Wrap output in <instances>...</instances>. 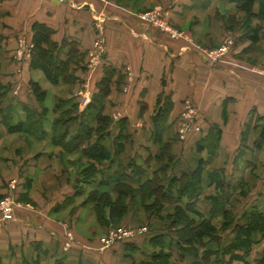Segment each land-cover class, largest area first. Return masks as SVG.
I'll use <instances>...</instances> for the list:
<instances>
[{
	"label": "crops",
	"instance_id": "crops-1",
	"mask_svg": "<svg viewBox=\"0 0 264 264\" xmlns=\"http://www.w3.org/2000/svg\"><path fill=\"white\" fill-rule=\"evenodd\" d=\"M153 6L162 7L168 19L185 29L194 43L169 39L156 27L130 13ZM257 7L256 4L254 10ZM240 14L244 12L236 10L230 0H0V83L9 87L0 108L16 102L31 106L33 96L25 82L29 79V70L37 69L29 68L28 54L19 58L16 51L21 41L26 46L32 44L33 22L45 23L53 29L51 40L61 46L59 58L68 61V73L82 79L81 85L75 79L71 83L45 86V89L50 91V88L65 86L68 96L77 97L79 103L86 106L104 66H112L122 75L119 81L118 73L113 76L105 112L116 116V120L125 117L130 135L119 139L122 145L119 152H116L112 136L104 139L114 161L109 164L105 160L100 166L110 165V173H113L118 163L127 164L133 159L145 168L146 176L157 169L159 162L155 160V153L147 152L144 145L152 138L157 103L161 105L159 101L169 96L172 108L164 121L165 130L160 139L170 143V151L177 147L176 144H185V140L196 136L195 131L183 133V128L204 131L212 125L220 127L216 150L218 168L226 166L223 162L229 154L232 165L236 166L234 173L240 171L239 162L246 161L248 172L252 169L258 172L259 186L252 190L259 193L263 188L257 203L264 206V144L260 148L253 146L257 134L252 131L247 134L243 153L239 154L236 149L243 144L242 132L250 117L253 123L257 115L264 116V79L249 67L256 66L257 58L264 56V22L258 42L247 48L249 41L238 38L228 60H212L200 47L216 46L223 36H231L242 23L238 19ZM252 19V24L258 23L257 19ZM231 22H237L234 30L228 27ZM236 35H240L239 32ZM98 37L103 39L105 52L95 60L92 48ZM15 110L14 120L24 118L21 106H16ZM17 133L7 132L0 112V152L8 149L4 143L6 137ZM33 139L51 144L49 137ZM60 151V146L37 150L28 155L29 160L24 165L23 162L17 164L13 155H0V183L21 167L28 176L36 169L53 167L63 173L66 168ZM181 163L176 162L177 170ZM109 186L112 197H116L113 185ZM74 192L75 188L69 185L51 202L42 205V211L17 209L9 219L0 215L1 264H34L35 261L37 264H143L152 251L148 246L157 248L152 242L157 238H153L155 235L160 234L165 241L174 235L169 228L152 227L143 232L136 229L131 236L109 247L94 243L75 230L81 220L92 216H69L68 226L51 216L71 208L75 197L68 203L64 200ZM87 209L88 213L94 212V205L88 203ZM111 217L108 218L112 224L116 219L114 215ZM130 223L137 225L133 220ZM92 230L94 227L87 233Z\"/></svg>",
	"mask_w": 264,
	"mask_h": 264
},
{
	"label": "trees",
	"instance_id": "trees-1",
	"mask_svg": "<svg viewBox=\"0 0 264 264\" xmlns=\"http://www.w3.org/2000/svg\"><path fill=\"white\" fill-rule=\"evenodd\" d=\"M230 1L236 10L242 11L246 15L245 21H242L238 27L240 35L231 36L235 43L238 38H246L249 41L247 48H252L260 38L261 23L264 22V0ZM256 4L258 7L254 10ZM250 18L257 19L258 23L252 24L249 21ZM234 23L231 22V25L228 26L230 30H234ZM52 32L53 29L45 23L39 21L32 23L31 42L33 47L28 66L32 70L37 69L43 72L52 85L74 82L76 77L74 74L68 73V61L59 58L61 46L51 40ZM116 73H118L117 80L119 81L122 78L120 72L112 66H104L103 74L96 83L90 102L81 110L74 96L67 99L58 97L49 110V107L44 105L47 91L42 89L37 81L31 80L28 88L33 96L34 104L30 106L27 103L16 102L9 104L5 109L0 108L1 122L8 133H25L38 140L49 137L51 144L60 146L62 152L78 151L88 159L87 167L81 169V174L84 176L78 178L80 181L78 185H74V195L64 200L67 203L73 197L82 195L86 187L90 186L94 192L98 187L104 185H113V190L116 193L115 203L129 194L140 193L142 197H144L143 193L145 192L154 194L153 202H148V208L154 212L161 209L162 202L165 200L182 202L185 199L180 208L195 213L200 219L198 221L195 217L184 219L179 216L178 212L177 215L174 213L176 216L172 218V223L178 227L173 229L174 231L171 230L174 233L173 237L165 241L160 234L155 235L153 238H157L152 242L159 249L152 250L143 264H177V261L172 259L175 257L174 252L179 258L185 252L197 254V248H202L205 244L204 237H210L216 232V227L211 220L218 216L223 220L220 225L221 229L233 223V237L227 245L213 251L214 258L211 264H251L249 260L251 250L264 239V210L253 205L241 214L239 220L233 221V216L226 206V199L213 195L211 198L214 203L209 210V217H204L198 211L196 201L200 196V188L203 184L206 159L198 158L195 166L186 173L166 175V182H163V178L159 174L160 171H165V166L155 170L152 176H146L145 168L141 164H136L133 159H130L127 164L118 163L113 173H110V165L107 167L100 166L105 160H108L109 164L114 161L110 151L103 143L104 139L112 136L115 139L116 152H119L122 149V145L118 142L119 139L130 135L127 131V119L125 117L112 120L110 115L105 112V99L110 92L113 76ZM8 88V86L0 84V102ZM160 98L161 96L158 97V101ZM159 102L161 105L157 103L154 116V123H156L152 131L153 139L156 140H160L165 130L164 121L172 108V101L169 96ZM16 106L22 107L24 118L20 117L19 120L13 122ZM48 110L55 114L54 117L49 118ZM251 120L250 117L242 132L243 147H241L239 154L243 153L247 134L252 131L257 134L253 146L260 148L264 144V116L257 115L253 123ZM218 129L217 127V131ZM218 138L217 135L216 143ZM164 145L167 146L166 143ZM198 150H201V147H198ZM207 178L208 183L218 188L224 184L222 177L217 172L208 174ZM26 187L29 188V185ZM22 196H24L21 198L22 200H28L27 194ZM107 203L109 202H107L106 196L100 197L93 204L94 211ZM101 216L103 217V214ZM111 245L112 243L106 247ZM208 254L209 251H205L204 257ZM34 264H37V261ZM258 264H264V254L258 259Z\"/></svg>",
	"mask_w": 264,
	"mask_h": 264
},
{
	"label": "rangeland",
	"instance_id": "rangeland-1",
	"mask_svg": "<svg viewBox=\"0 0 264 264\" xmlns=\"http://www.w3.org/2000/svg\"><path fill=\"white\" fill-rule=\"evenodd\" d=\"M228 7L230 8V6ZM229 8H227L226 10L228 11ZM155 11L163 12V8L160 6H153L148 7L144 10L132 12L130 11V13L140 21L144 22L141 19V15L153 14V12ZM238 19L245 21L246 15L240 14ZM249 21L253 23L254 19L250 18ZM170 22L171 27L178 32L174 38L170 36L173 32L172 30L168 29L166 31L160 27L157 29L164 33L169 39L191 40L193 42L194 39L186 32L185 29L181 28L172 21ZM235 23L237 24V22ZM148 25L151 26L150 24ZM238 32L240 33V31L237 30L232 34L236 35L238 34ZM228 36L233 38L230 35ZM225 37L227 36H223V38L216 46L202 44V46H200V43L198 42L196 44L210 52H213V50H215L219 46L225 45L226 47H228L227 52L224 53V55L217 56L221 57V59L223 60H228L229 55L232 54L231 51L233 46L235 45V41L233 42V44H229L228 41L224 40ZM32 47L30 49H27L28 51H26L25 56L27 54L31 56ZM214 56H216V54H214ZM257 59L258 60H256V66L254 65L253 67H249H251V70L253 69L255 73L262 76L264 79V56L261 57V59ZM29 71V79L25 82V87H28L29 81L31 80L37 81L42 89H45V86L51 87L52 84L46 78L43 72H41L40 70ZM28 76L26 75L24 79H27ZM76 79L81 85L82 79L79 77H76ZM5 85L7 86V84H4V86ZM45 90L47 91V95L44 101V105L49 107V110L52 108L51 106L56 102L58 97H61L63 99H67L70 97L67 94L65 86L61 88H50V91L48 89ZM91 95L92 93L89 95V99H91ZM76 100L78 101L79 109H83L85 106L84 103L80 104L77 97ZM107 102V99H105V106L107 105ZM33 104L34 103L32 101L31 105ZM67 105L68 103L66 104V106ZM54 115V113L49 111V118L54 117ZM110 117L112 118V120H116L117 118L112 114L110 115ZM16 121L17 119L14 120V122ZM190 131H195L197 133L196 136L190 138V140L188 141L185 140V144H176L177 147L174 148L172 152L169 149V142H165L167 144V146H165L164 142L161 139H153V135L152 138L148 140L149 143L144 145V148L146 147L145 149L147 152L150 151V153H155V160L159 162L156 170H158L161 166H165V171L162 170L159 173L163 178V182H166V175H169L170 173L180 174L181 172H188L193 167V165L196 164L197 159L200 157L199 155H201L203 159H206V164L203 173V184L200 188V196L196 201V207L198 211H200L204 217H209V210L214 203L211 197L215 195L218 198L223 197L224 199H226V206L229 208L233 216V221L239 220L241 214L245 210H248L253 203L255 205L258 204V196L263 194V188H261L259 193L252 190V188L258 189L259 184L257 182L258 177L256 175V173L258 172L253 171V169L248 172V168L245 165L246 161L241 160L242 163L239 162V164L241 165L239 166L240 171L238 169V171L234 173V171L236 170V166L232 165L230 154L223 162V164L226 166H223V168H218L220 166L218 164L219 162L216 160V154H218L216 151L218 148V144L216 143L215 139L217 135L220 136V133L222 131L220 127L218 131L217 126H209L204 129V131L201 128L192 127L182 129L183 133H187ZM113 132H115V130H113ZM4 143L8 147V149L6 151L0 152V155L9 157L10 155H13L15 159L14 161L17 164L23 162V165L27 160H29L28 155H31L35 151L40 149L43 151L53 148V146L49 142H38L32 137L22 133L8 135ZM198 147H201V150H198ZM241 147L243 146L239 144L236 149H239L240 151ZM60 153L63 155L64 167L66 168V171L63 170V173H59L56 168L53 167L44 170L36 169L32 175L28 176L26 170L21 167L13 174L7 175L0 183V185H2V192H0V211L2 210V208H12L14 211H16L17 209L37 212L42 211V205H45L46 202H51L69 185H72L73 187L76 184L78 185V182H80L78 178L84 176L83 174H81V169L87 167V165L89 164L88 159L78 151H71L68 153H62L60 151ZM38 155H35V157ZM29 158L33 157L29 156ZM179 161L182 162V166L177 170L175 168L176 162L178 164ZM212 172H217L222 177L224 184L221 185L220 188L208 183L207 175ZM152 174L147 176H152ZM26 185H29V188H27ZM90 188V186L86 187L82 195L74 198V202L72 203L70 209L52 214L51 216H53L54 219L60 221L64 226L69 225V216L78 215L80 218H82L83 216H86L87 218L92 216L85 221L81 220V222L76 225L75 230L80 234L88 237L90 241L94 240V243L100 242L103 244L104 242L109 241L113 244L116 243V241L122 239H117V237L130 235L136 229L143 232L144 230L148 231V228L153 227L154 229L169 228L170 230L174 231L178 226L172 223V218L177 215V212L178 214H180L179 216H182L184 219L187 217H195L196 221L200 219L199 216L195 213L193 214L180 208V206H183V202L185 201V199L182 200V202H169L165 200L164 202H162L163 204L161 205V209L154 212L150 210V208H148V202H153L154 200V194L152 193L147 194V192H145L143 193L144 197H142L140 193H137V197L133 194H129L128 196H124L123 198H121L118 203H115L114 197H112L111 194V187L109 185L100 186L94 192ZM23 194H27V197H29L28 201L21 199ZM158 194L159 192L157 193V195ZM102 195L107 197V202L109 203L102 206L101 208L95 209L94 212L90 211L88 213V203L94 204L100 197L104 198V196ZM258 205H260V208H263L264 210V206L261 203H259ZM174 213H176V215H174ZM101 214H103V217L101 216ZM112 215H114V219H116V222H112L111 224V220L108 217H111ZM130 220H133L137 225H132L130 223ZM211 221L212 224L216 227V232H214L210 237H204L205 244L202 248L196 247L197 254H193L192 252H185V254L183 255L184 257L182 256L181 258H179V256H177V253L174 252L173 255L177 257H172V259H175L177 261V264H211L213 263L214 258V255L212 254L213 251L227 245V243L232 239L233 223L230 226L221 229L220 225L223 220L222 218H220V216L213 218ZM92 227H94L95 230L87 233V231ZM148 247L150 250L152 249L154 251H156L157 249L155 246L151 245ZM204 250L209 251V254L205 255V257ZM263 254L264 239L260 244L255 245L251 250L249 256L251 264H258V259Z\"/></svg>",
	"mask_w": 264,
	"mask_h": 264
},
{
	"label": "built area",
	"instance_id": "built-area-1",
	"mask_svg": "<svg viewBox=\"0 0 264 264\" xmlns=\"http://www.w3.org/2000/svg\"><path fill=\"white\" fill-rule=\"evenodd\" d=\"M141 19L145 22L150 24L153 27L156 28H162L163 30H172V34L170 35L172 38L175 37V35L178 33L177 30H175L174 28L171 27V22L168 19L165 11L163 10V12H153V14H142L141 15ZM225 41H228L229 44H233L234 40L233 38L227 36L224 39ZM33 45L30 44L29 46L25 45L23 43V41L20 42L19 47L17 48L16 51V55L19 58H22L23 55L26 54V51H28L27 49H30ZM229 46V45H228ZM104 43H103V39L101 37H98L97 39H95L94 43H93V48H92V57L97 60L104 52H105V48H104ZM228 47H226L225 45L219 46L218 48H216L215 50H213V52H210L206 49H202V53L208 57L211 58L212 60L215 59H220L221 57H218L217 55H224V53L227 52ZM214 54H216V56H214ZM14 213V210L12 208L10 209H5L2 208V210L0 211V215L2 218L4 219H9ZM133 233H131L130 235H124V236H119L117 237V239H123L126 237L131 236ZM112 242H104L103 246L106 247L108 245H110Z\"/></svg>",
	"mask_w": 264,
	"mask_h": 264
}]
</instances>
